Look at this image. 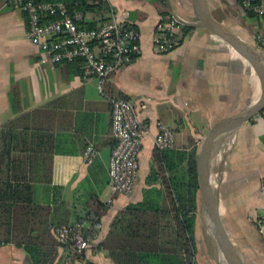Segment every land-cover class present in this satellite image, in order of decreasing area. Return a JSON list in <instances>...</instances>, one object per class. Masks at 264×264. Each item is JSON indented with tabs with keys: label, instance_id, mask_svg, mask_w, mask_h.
Here are the masks:
<instances>
[{
	"label": "crops",
	"instance_id": "obj_1",
	"mask_svg": "<svg viewBox=\"0 0 264 264\" xmlns=\"http://www.w3.org/2000/svg\"><path fill=\"white\" fill-rule=\"evenodd\" d=\"M106 1L116 14L127 13L126 20L138 30L141 46L136 56L109 76L104 87L113 97L145 105L139 116L148 129L139 154L137 177L131 193L126 195H112L108 186V163L115 142L110 102L97 92L95 79L84 80L71 65L49 61L48 53L27 37L25 13L10 0H0V127L17 114H39L40 118L48 115L41 120L52 134L48 146L52 152L51 175L45 197L51 212L49 233L58 241L51 231L53 225L72 223L89 213H95L101 222V229L90 239L78 264H114L99 243L123 207L143 199L151 167H160L154 159L157 122L172 127L176 148L195 146L197 151L215 122L243 112L261 93L254 69L199 23L192 0ZM206 2L218 22L264 58V50L255 40L263 29V18L247 14L239 0ZM171 15L183 18L187 30L178 47L157 53L152 43L155 26ZM262 135L264 119L260 114L243 123L217 151L210 177L223 225L245 264H264V235L254 223L255 217L264 215ZM89 144L96 148L97 155L87 164L82 153ZM155 185L162 189V204L167 208L165 188L160 181ZM198 226L208 239L206 250L221 264L199 194L192 264H197ZM66 253V246L59 242L53 264H64ZM0 264L31 261L22 247L5 243L0 244Z\"/></svg>",
	"mask_w": 264,
	"mask_h": 264
},
{
	"label": "trees",
	"instance_id": "obj_2",
	"mask_svg": "<svg viewBox=\"0 0 264 264\" xmlns=\"http://www.w3.org/2000/svg\"><path fill=\"white\" fill-rule=\"evenodd\" d=\"M38 1L61 2L69 12L82 13L78 23L85 28L98 27L113 11L106 0ZM64 63L81 73V58ZM13 110L18 112L14 102ZM260 116L264 119V110ZM42 117L46 120L48 115ZM41 118L17 114L0 127V244L22 247L31 264H53L59 242L49 233L51 212L45 198L52 134ZM155 149L160 167H151L143 199L125 205L99 243L114 264H192L198 198L196 147ZM158 181L169 199L167 208L162 204V189L155 185Z\"/></svg>",
	"mask_w": 264,
	"mask_h": 264
},
{
	"label": "built area",
	"instance_id": "obj_3",
	"mask_svg": "<svg viewBox=\"0 0 264 264\" xmlns=\"http://www.w3.org/2000/svg\"><path fill=\"white\" fill-rule=\"evenodd\" d=\"M25 13L26 32L29 40L48 53V60L54 64L81 58V77L95 79L96 90L111 104V128L115 139L108 163V186L111 194L131 193L139 168V154L147 125L140 118L139 111L145 105H137L125 97H113L106 93L105 83L109 76L128 63L140 51L139 32L127 20V13L115 12L102 21L98 27L85 28L78 21L80 12H69L64 3L38 0H10ZM245 12L264 19V0H241ZM185 20L177 15L168 16L157 22L152 39L157 53L171 51L181 44ZM257 46L264 50L263 29L255 35ZM153 136L155 148L175 147L176 134L172 127L157 122ZM96 148L89 144L82 157L85 163L93 161ZM258 231L264 235V215L254 219ZM101 229V222L95 213L64 225H53L51 231L67 248L64 264H78L90 239Z\"/></svg>",
	"mask_w": 264,
	"mask_h": 264
},
{
	"label": "water",
	"instance_id": "obj_4",
	"mask_svg": "<svg viewBox=\"0 0 264 264\" xmlns=\"http://www.w3.org/2000/svg\"><path fill=\"white\" fill-rule=\"evenodd\" d=\"M192 2L199 23L220 37L235 53L243 57L254 69L260 81L261 93L258 99L243 112L215 122L201 141L195 159L200 204L222 261L224 264H245L241 251L223 225L210 177L215 155L224 140L243 123L250 121L264 110V58L218 22L211 14L206 0H192Z\"/></svg>",
	"mask_w": 264,
	"mask_h": 264
},
{
	"label": "rangeland",
	"instance_id": "obj_5",
	"mask_svg": "<svg viewBox=\"0 0 264 264\" xmlns=\"http://www.w3.org/2000/svg\"><path fill=\"white\" fill-rule=\"evenodd\" d=\"M207 244H208V239L198 226L197 235H196L197 264H200V263L205 264V262H208L209 264L217 263L216 257L213 256L211 253H208V251L206 250ZM220 263L224 264L223 261L221 260H220Z\"/></svg>",
	"mask_w": 264,
	"mask_h": 264
},
{
	"label": "bare ground",
	"instance_id": "obj_6",
	"mask_svg": "<svg viewBox=\"0 0 264 264\" xmlns=\"http://www.w3.org/2000/svg\"><path fill=\"white\" fill-rule=\"evenodd\" d=\"M226 140V139H225Z\"/></svg>",
	"mask_w": 264,
	"mask_h": 264
}]
</instances>
